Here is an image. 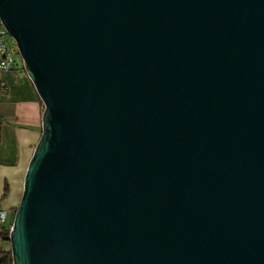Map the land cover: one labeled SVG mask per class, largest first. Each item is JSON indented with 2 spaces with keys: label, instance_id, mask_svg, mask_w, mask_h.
Masks as SVG:
<instances>
[{
  "label": "water",
  "instance_id": "water-1",
  "mask_svg": "<svg viewBox=\"0 0 264 264\" xmlns=\"http://www.w3.org/2000/svg\"><path fill=\"white\" fill-rule=\"evenodd\" d=\"M43 102L13 264H264V0H0Z\"/></svg>",
  "mask_w": 264,
  "mask_h": 264
},
{
  "label": "crops",
  "instance_id": "crops-1",
  "mask_svg": "<svg viewBox=\"0 0 264 264\" xmlns=\"http://www.w3.org/2000/svg\"><path fill=\"white\" fill-rule=\"evenodd\" d=\"M44 105L21 59L0 68V206L15 209L25 174L43 130ZM0 251L11 241L0 238Z\"/></svg>",
  "mask_w": 264,
  "mask_h": 264
},
{
  "label": "built area",
  "instance_id": "built-area-1",
  "mask_svg": "<svg viewBox=\"0 0 264 264\" xmlns=\"http://www.w3.org/2000/svg\"><path fill=\"white\" fill-rule=\"evenodd\" d=\"M8 35L7 29L0 20V68L2 69H14L17 59H21L18 46L7 38ZM14 215L13 209L0 206V228L8 226L12 228Z\"/></svg>",
  "mask_w": 264,
  "mask_h": 264
},
{
  "label": "trees",
  "instance_id": "trees-1",
  "mask_svg": "<svg viewBox=\"0 0 264 264\" xmlns=\"http://www.w3.org/2000/svg\"><path fill=\"white\" fill-rule=\"evenodd\" d=\"M13 210L15 212L16 208ZM10 231V226L0 228V238L10 240ZM0 264H13L12 251H0Z\"/></svg>",
  "mask_w": 264,
  "mask_h": 264
},
{
  "label": "rangeland",
  "instance_id": "rangeland-1",
  "mask_svg": "<svg viewBox=\"0 0 264 264\" xmlns=\"http://www.w3.org/2000/svg\"><path fill=\"white\" fill-rule=\"evenodd\" d=\"M7 38L13 43V44H16V41H15V39L14 38H12L10 35H8L7 36ZM17 45V44H16ZM21 57V56H20ZM21 60H22V62H23V59H22V57H21Z\"/></svg>",
  "mask_w": 264,
  "mask_h": 264
}]
</instances>
